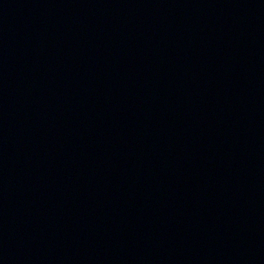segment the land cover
Returning a JSON list of instances; mask_svg holds the SVG:
<instances>
[{"label":"water","instance_id":"water-1","mask_svg":"<svg viewBox=\"0 0 264 264\" xmlns=\"http://www.w3.org/2000/svg\"><path fill=\"white\" fill-rule=\"evenodd\" d=\"M0 264H264V0H67L0 145Z\"/></svg>","mask_w":264,"mask_h":264}]
</instances>
